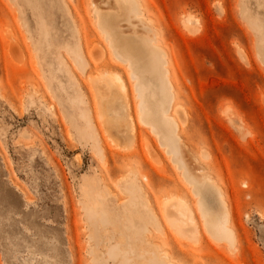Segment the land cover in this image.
Segmentation results:
<instances>
[{"label": "rangeland", "instance_id": "374dc122", "mask_svg": "<svg viewBox=\"0 0 264 264\" xmlns=\"http://www.w3.org/2000/svg\"><path fill=\"white\" fill-rule=\"evenodd\" d=\"M135 1L149 29L121 31L162 52L185 170L222 192L232 241L141 120L98 27L116 1L0 0V264H264V0Z\"/></svg>", "mask_w": 264, "mask_h": 264}, {"label": "bare ground", "instance_id": "6f19581e", "mask_svg": "<svg viewBox=\"0 0 264 264\" xmlns=\"http://www.w3.org/2000/svg\"><path fill=\"white\" fill-rule=\"evenodd\" d=\"M115 1L117 6H119L120 13H115L112 10H101L100 8L95 11L98 17V27L108 41L111 53L117 62L116 65L125 68L128 76L135 81L133 84L139 97L138 108L142 122L150 126L160 143L171 154L172 159L179 167L185 170L181 158V144L179 143L177 132H175V128L177 130V122L170 115V117L167 115V107L173 99V95L171 96L170 94L171 79L169 70L167 74L164 68V56L160 49L152 45L151 39L147 36L138 35L136 31L130 34H125L121 31V22H126L130 27L139 25V28L146 31L149 29L140 11L137 10L136 1ZM96 51H91L92 53L94 52L95 59L99 56ZM119 78L118 74L108 72L100 75V79L97 77L93 78V80L91 79L96 95L100 96V94L106 93L110 85ZM176 113H178L177 110ZM184 177L192 184V191L197 196V202L209 234L214 236L213 238L215 239L231 242L233 232L226 225L228 217L225 202L221 198L222 192L220 194L215 185L209 181L206 174L205 176L204 174L198 176L185 170ZM179 208L180 204L176 198H170L163 202V216L170 224H174L176 219L179 218ZM94 210L92 209V213H95ZM179 229L190 234H193L196 230L190 224L185 227L180 225ZM43 248L44 246L41 245L40 250ZM51 250L55 251L54 244L51 246ZM117 254V248L115 246L112 247L109 256L113 258ZM94 264L106 263L95 258ZM125 264H128L127 261H125Z\"/></svg>", "mask_w": 264, "mask_h": 264}]
</instances>
